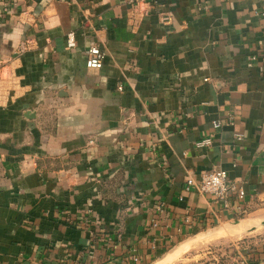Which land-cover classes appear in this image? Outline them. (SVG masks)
<instances>
[{
    "label": "crops",
    "instance_id": "obj_1",
    "mask_svg": "<svg viewBox=\"0 0 264 264\" xmlns=\"http://www.w3.org/2000/svg\"><path fill=\"white\" fill-rule=\"evenodd\" d=\"M263 53L264 0H0V264L173 263L202 230L251 228ZM215 169L245 199L186 188ZM250 233L227 264H264Z\"/></svg>",
    "mask_w": 264,
    "mask_h": 264
},
{
    "label": "rangeland",
    "instance_id": "obj_2",
    "mask_svg": "<svg viewBox=\"0 0 264 264\" xmlns=\"http://www.w3.org/2000/svg\"><path fill=\"white\" fill-rule=\"evenodd\" d=\"M246 218L249 223L253 222L250 223L252 227L257 224L259 228L250 234L264 231V205L256 213L250 214ZM234 228L236 229L237 225L216 227L196 233L190 238L191 244L182 253L183 255L181 254L182 256L172 264H213L214 262L227 264L238 254V238L244 237L243 234L234 233ZM224 231L226 232L224 233Z\"/></svg>",
    "mask_w": 264,
    "mask_h": 264
},
{
    "label": "built area",
    "instance_id": "obj_3",
    "mask_svg": "<svg viewBox=\"0 0 264 264\" xmlns=\"http://www.w3.org/2000/svg\"><path fill=\"white\" fill-rule=\"evenodd\" d=\"M68 46L74 48L77 44L74 32H70L67 36ZM27 48L26 44H23L22 50ZM106 53L97 44H92L86 51V66L88 68H102L104 65V58ZM264 60V53L261 54ZM254 59L256 57L254 56ZM208 81V78L205 79ZM122 89V86L119 87ZM221 126L220 122H214V127L218 128ZM188 190L195 188L199 193L211 194L213 198L221 202L225 207H230L231 199L236 197L239 200L245 199L246 190L239 186L236 182L229 179L228 171L225 169H215L202 173L199 177H189L187 180ZM165 205L160 204L157 207V211L163 212ZM157 220L154 221V226H157ZM134 264H141V258L138 254L132 256Z\"/></svg>",
    "mask_w": 264,
    "mask_h": 264
},
{
    "label": "bare ground",
    "instance_id": "obj_4",
    "mask_svg": "<svg viewBox=\"0 0 264 264\" xmlns=\"http://www.w3.org/2000/svg\"><path fill=\"white\" fill-rule=\"evenodd\" d=\"M250 229V227H249V225H246V224H243V225H240L239 227H238V229H235L234 230V233H238V234H242L243 232H246L247 230H249ZM233 231V230H232ZM226 231H224V233H225ZM222 233V232H221ZM224 235H226V234H224ZM190 244V243H189ZM178 248V247H177ZM176 248V249H177ZM181 249V248H180ZM174 251V250H173ZM173 251H172V253H173ZM178 251V250H177ZM183 251H185V250H183ZM175 252V251H174ZM175 253H177V252H175ZM179 253V252H178ZM174 254V253H173ZM172 260H173V255H171V256H169L166 260H164V261H162V262H160V263H157V264H169V263H171L172 262ZM174 262H176V261H174ZM173 262V263H174ZM172 264V263H171Z\"/></svg>",
    "mask_w": 264,
    "mask_h": 264
},
{
    "label": "water",
    "instance_id": "obj_5",
    "mask_svg": "<svg viewBox=\"0 0 264 264\" xmlns=\"http://www.w3.org/2000/svg\"><path fill=\"white\" fill-rule=\"evenodd\" d=\"M246 222H248V221H246ZM250 223H253V222H250ZM256 224V223H255ZM263 224H264V221H263ZM259 228H258V225L256 224L255 226H253V227H251L249 230H247L246 232H253V231H256V230H258ZM190 240V239H189ZM189 240H187V241H189ZM152 264V263H151Z\"/></svg>",
    "mask_w": 264,
    "mask_h": 264
},
{
    "label": "trees",
    "instance_id": "obj_6",
    "mask_svg": "<svg viewBox=\"0 0 264 264\" xmlns=\"http://www.w3.org/2000/svg\"><path fill=\"white\" fill-rule=\"evenodd\" d=\"M241 216H243V215H241Z\"/></svg>",
    "mask_w": 264,
    "mask_h": 264
}]
</instances>
